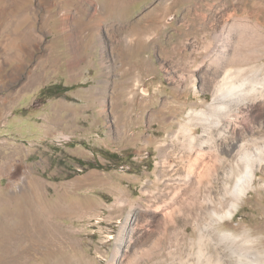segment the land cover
<instances>
[{
    "label": "rangeland",
    "instance_id": "obj_1",
    "mask_svg": "<svg viewBox=\"0 0 264 264\" xmlns=\"http://www.w3.org/2000/svg\"><path fill=\"white\" fill-rule=\"evenodd\" d=\"M0 15V264H109L129 214L119 264L138 250L145 264L137 241L165 231L167 254L175 233L205 224L184 125L218 69L264 64L254 29L236 26L233 45L221 32L242 17L264 31V0H0ZM58 83L77 86L42 93ZM22 97L25 115L9 117ZM263 112L244 116L264 125ZM215 228L264 250V188Z\"/></svg>",
    "mask_w": 264,
    "mask_h": 264
},
{
    "label": "bare ground",
    "instance_id": "obj_2",
    "mask_svg": "<svg viewBox=\"0 0 264 264\" xmlns=\"http://www.w3.org/2000/svg\"><path fill=\"white\" fill-rule=\"evenodd\" d=\"M239 25L245 31L254 29L255 35L264 40L260 23L248 17L225 21L221 32L231 37ZM235 42L237 39L231 37L230 44ZM216 76L213 99L204 108L193 109L184 125L192 157L190 166L204 191L199 203L207 220L205 224H197L193 233L187 232V228L182 236L174 232L167 254L165 231L161 236L148 234L146 241H137L133 247L135 250L142 247L143 255L148 256L145 264L264 263V250L254 251V239L249 234L238 243L239 236L233 232L215 228V224L234 218L252 190L264 188V175L260 174H264V125L259 123L253 127L244 116L245 109L250 106L264 111V64L236 70L224 66L218 69ZM198 127L202 132L197 133ZM218 183L222 184V189ZM180 199L172 197L173 204L181 205ZM194 201L195 198L191 203ZM192 204L185 207L189 210ZM133 219V214H129L126 224H122L109 264H119L124 246L132 241ZM167 225L166 230H177V224ZM141 255L138 250L125 264H142ZM163 256L171 257L172 261L166 262Z\"/></svg>",
    "mask_w": 264,
    "mask_h": 264
},
{
    "label": "trees",
    "instance_id": "obj_3",
    "mask_svg": "<svg viewBox=\"0 0 264 264\" xmlns=\"http://www.w3.org/2000/svg\"><path fill=\"white\" fill-rule=\"evenodd\" d=\"M76 86L77 85L66 86L63 83L52 84L50 86L44 87L43 90H42V93H46V94H49V95H54V94H57V93H56V90L54 92H53V90L54 89H58V88H60L61 91L64 93V92L70 91L72 89H75ZM49 91H51V92L48 93ZM58 93H60V91ZM104 153H105V156L108 159L114 160L117 165H119V166L120 165H124L123 158L121 157V155L119 153L111 152V151H108V150H106ZM90 165L92 167L105 168L99 161L96 162V163L90 164Z\"/></svg>",
    "mask_w": 264,
    "mask_h": 264
},
{
    "label": "crops",
    "instance_id": "obj_4",
    "mask_svg": "<svg viewBox=\"0 0 264 264\" xmlns=\"http://www.w3.org/2000/svg\"><path fill=\"white\" fill-rule=\"evenodd\" d=\"M0 17H4L3 15H0ZM8 80L6 79V75H4V79H2V80H0V88L2 87V86H4V85H7L8 84ZM71 91V90H70ZM28 97V96H27ZM23 97L20 99V102H18V104L16 105V104H14V105H12L11 106V109H12V111H11V113L10 114H8L7 113V115L10 117L11 115H14V114H16V115H22V116H24L25 115V113H23L22 112V110H24V108H26V105L23 103ZM13 111H15V112H13ZM20 112V113H17V112ZM2 114H4V111H3V109H0V115H2ZM6 125V124H5ZM1 128V127H0Z\"/></svg>",
    "mask_w": 264,
    "mask_h": 264
}]
</instances>
